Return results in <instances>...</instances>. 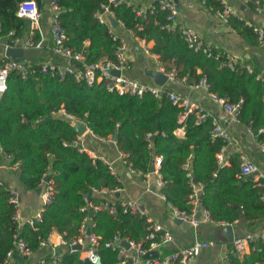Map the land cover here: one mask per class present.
Segmentation results:
<instances>
[{
	"label": "trees",
	"instance_id": "trees-1",
	"mask_svg": "<svg viewBox=\"0 0 264 264\" xmlns=\"http://www.w3.org/2000/svg\"><path fill=\"white\" fill-rule=\"evenodd\" d=\"M20 1L0 0L1 34L13 30L15 36L24 35L28 24L16 14ZM35 1L40 9L47 3V0ZM55 2L61 7L59 20L66 31L65 45L74 52H82L86 63L114 59L119 38L114 39L109 26L97 18L102 5H108L126 30L132 31L135 37L154 42L151 50L166 68L174 67L179 76L185 77L186 84L204 78L209 92L227 97L233 103L242 100L239 122L247 125L264 145V81L257 78L254 70L249 72L239 64L231 69L224 64V57H207L202 51L190 48L178 25L166 27L170 12L161 8L158 0L143 15L136 13L141 9L138 2ZM203 2L212 8L220 7L218 0ZM230 19L238 32L248 33L252 42L257 39L252 27L244 21ZM33 70L25 78L10 71L0 100V147L3 155L10 156L11 164L18 163L19 182L27 190H36L43 175L48 174L54 184L53 199L46 206L42 221L34 225L25 223L19 231L33 252L53 229L64 237L79 233L86 214L80 208L89 190L120 187L107 163L73 144L77 132L71 121L51 114L61 108L83 121L99 137L116 134L117 148L127 155V162L137 172L147 173L154 157L161 156L159 172L165 181L161 192L171 206L191 212L188 195L192 184L200 182L204 190L200 206L209 212L212 220L234 223L239 219L251 228L264 223L263 187L259 185L262 180L238 177L237 152L230 155L228 165L218 163L217 154L224 141L213 137L211 117L199 118L193 112L180 123L181 108L165 95L158 98L150 93L121 95L109 90L103 80L89 85L76 81L72 75L63 79L50 77L36 65ZM181 126H184L183 134L178 135L176 131ZM104 200L99 196L90 197L94 204ZM113 207V213L100 210L92 216V231L100 242L101 264H120L117 251L105 246L115 233L141 242L145 247L150 242L146 239L148 223L144 216L124 212L119 203ZM13 212L9 192L0 188V264L13 246L16 227ZM229 255L231 264L263 262L264 240L242 258L234 252ZM43 258L44 264H93L86 258L81 259L79 251L63 250L56 255V262L50 256ZM12 260L16 264L24 261L14 257Z\"/></svg>",
	"mask_w": 264,
	"mask_h": 264
},
{
	"label": "built area",
	"instance_id": "built-area-1",
	"mask_svg": "<svg viewBox=\"0 0 264 264\" xmlns=\"http://www.w3.org/2000/svg\"><path fill=\"white\" fill-rule=\"evenodd\" d=\"M116 1V0H111ZM118 1H126L127 0H118ZM220 2V7L217 8V15L220 17L221 21L225 24L229 23L230 18L236 17L242 20L241 16L237 13V11L228 3L222 0H218ZM243 3L250 5L256 13L264 12V0H241ZM161 8L168 9L169 15L168 20L169 23L166 24L168 28H174L177 26L176 17L178 14L177 4L174 0H158ZM49 6L52 14V22L50 27V34L53 41L52 52L56 55H59L65 59H67V63H52V62H42L37 64H28L23 61H16L14 58H5L4 61L0 63V100L3 92L6 89V79L8 73L10 71H16L22 78H25L28 74L33 73V67L38 66L40 72L50 76L56 77L59 79L65 78L67 75H72L76 81H84L87 84L91 85L95 81H105L106 86L109 90H114L119 94H132L142 96L145 93H150L155 97H161L162 95L167 96L170 101L181 108V112L179 113V122L183 123L186 119L187 115L195 112L199 118L211 117L213 123L212 134L213 137H220L224 144L221 147L220 151L217 154L218 163L220 165H225L228 162V154L225 151L227 145L230 143V137L227 131L223 128L222 124L215 119L210 113L201 109L195 101L191 100L188 96H183L177 94L170 90H165L158 86H153L149 84L140 83L134 79H130L122 76V71L128 68L127 61V43L123 38H120L114 35L115 38H119V44L115 50L114 59L102 58L97 62L86 63L84 59V54L82 52H74L72 49L65 45L66 41V31L62 26L59 20V13L61 7L55 2V0H49ZM148 8L153 9V5ZM103 12H99L97 14V18L102 23H107V17L113 19L115 16L112 11L109 9L108 5H102ZM143 9H138L136 13L138 15L144 14ZM17 15L29 21V31L25 38L20 36H15L13 30L8 31L6 34H1L0 27V44L7 47H22L23 49L37 47L40 45V42H34V34L35 31L39 27V20L41 16V10L38 7L35 0H22L18 3ZM105 13L108 16H105ZM244 21V20H243ZM117 23L122 24L120 20L117 19ZM245 25L252 27L253 31L257 34V39L259 43L264 42V28L261 26L254 25L249 21H244ZM181 35L186 41L187 45L192 48L194 51H202L207 57L219 59L224 57V64L229 68L234 69L238 64V61L235 57L228 54L227 52H221L216 50L211 44L202 42L198 33L189 28L182 25H178ZM128 32L133 35L132 31ZM141 43L142 50L152 55L155 59H157V64L160 66V71L167 77L168 80L172 82L185 83V77L179 76L174 67L166 68L161 61L158 59L156 53L152 52L150 48H148L147 43L143 39H139ZM73 61L78 62L77 64L73 63ZM249 72H251V68L246 65L245 67ZM113 71H118L119 74H115ZM192 88H203L206 90L210 97L215 100L218 104L221 105L222 109L226 113L229 121L239 122V113L241 108L242 100L238 102H231L227 97L218 96L215 93L208 91V84L206 83L204 78H200L197 83L190 84ZM51 114L59 115L61 117H65L69 119L73 125H85L86 124L81 121L79 118L75 117L67 113L63 108L58 109L56 111H52ZM88 129V127L86 126ZM184 130V126H181L177 129L176 133L178 135H182ZM262 130V129H261ZM90 134L97 140L105 141L108 138H103L95 135L90 129ZM73 144L78 146L80 150L85 151L83 146V141L81 135L77 134L76 139L73 141ZM264 149V145H262ZM0 152L2 149L0 147ZM120 155L125 157L123 161L129 167L131 172H135V170L130 166L127 162L126 154L120 151ZM5 158H9L10 156L4 155ZM93 157V156H92ZM102 161L108 164L110 171L113 175H115V171L113 166L109 163V161L101 157ZM161 162V156L156 155L153 159L152 166L153 171H148L144 173L145 180L149 181L150 176L152 174L156 175L154 183L157 187L162 188L165 184V181L162 179V176L159 172ZM14 168H18V163H13ZM249 175L255 176L256 181L259 182V185L263 187L262 199L264 200V172L260 171L258 166L250 159L248 155L241 154L240 155V166H239V174L238 177H247ZM42 192H41V205L35 211V213L28 217L23 218L21 213V203L19 193L12 187H7L3 183L0 182V188H4L9 192V202L12 204L14 212L12 215V220L14 221L15 233H14V242L13 246L7 251L3 264H10L14 255H19L20 259H24L20 264H44V258H38L36 260H30L33 254V251L27 246L26 242L19 236V231L23 224L28 223L30 225H34L37 222H41L43 219V213L48 204L51 203L54 195V184L53 180L49 177L48 174L43 175L41 179ZM121 188L119 186L115 187H105L101 189L92 188L91 192L98 193L100 195L119 193ZM203 185L198 183L192 184V191L188 195L189 202L192 204L191 212H186L179 210L171 205L173 214L175 217L184 222H188L189 225L193 228H196L199 222L202 221H214L210 217L209 212L200 206V200L203 195ZM85 199V204L80 208V210L85 214L83 221L79 227V233L76 236L64 237L62 233H60L57 243L49 242V235L47 239L40 241V247L49 246L51 252L48 256L52 258V261L56 262V247H63L65 250L69 251H81L83 258L88 259L93 264H101L100 256L98 254L99 247V237L96 236L92 228L94 226V222L92 218L88 215L90 211L96 212L100 210H106L109 213H113L114 207L113 203L105 200L100 204H94L90 200ZM119 205L122 207L123 211L129 213L131 215H142L145 217L148 223V233L146 235V239L150 240L149 246L145 247L141 242H136L130 240L128 238L122 237L119 233H115L113 237L105 242V246L111 247L113 250L117 251V259L120 264H187L196 254H198L199 250L203 247H207L212 244L211 242H195L187 247H179L176 250L165 254L158 255L157 257L149 256L150 251L152 250H160V248L173 240L172 234L167 229H164L162 225L154 221L149 216H146L144 211L142 210L139 202L133 198H123L119 201ZM199 213V214H198ZM222 223V222H221ZM224 225L231 223H224ZM51 233V232H50ZM264 240V229L254 232L247 233L242 237L233 238L231 241L232 251L239 258H242L246 253L255 250L256 245L259 241ZM123 241H126L127 246L123 244ZM81 244V249L74 248L76 245ZM160 254V252H158ZM228 251H224L222 255V260L224 264H231L230 257ZM148 255V256H147ZM254 264H264L263 263H254Z\"/></svg>",
	"mask_w": 264,
	"mask_h": 264
},
{
	"label": "crops",
	"instance_id": "crops-1",
	"mask_svg": "<svg viewBox=\"0 0 264 264\" xmlns=\"http://www.w3.org/2000/svg\"><path fill=\"white\" fill-rule=\"evenodd\" d=\"M129 1L138 2L141 9L146 10L156 0ZM174 1L178 8V14L176 17L177 25H182L195 30L202 42L211 44L218 51L227 52L232 55L237 59L239 65L244 68L246 65L249 66L251 71L254 70L256 72L257 78L264 81V42L259 43L257 39L252 42L249 39L250 37L248 33H242L241 30L238 32V30L233 27L231 19L228 24L223 23L217 15V9L207 6L204 4L203 0ZM222 1L230 4L241 16L242 21H249L254 25L264 28V12L256 13L250 5L243 3L241 0ZM40 10L41 16L39 27L35 31L33 37L34 42H40V45L24 49L22 61L28 64H39L42 62L67 63V59L52 52L53 41L50 34L52 14L49 0H47L45 7ZM105 16L108 15L105 13ZM113 19H115L116 23L108 17L107 23H105L109 26L110 31L114 35L123 38L127 43V61L129 66L122 71V76L134 79L140 83L158 86L165 90H170L177 94L190 97L191 100L198 103L201 109L210 113L215 119H217L227 131L230 137V143L227 145L225 151L228 156L230 157V155L237 152L240 161L241 154L248 155L258 166L260 171L264 172L263 144H260L248 126L241 124L240 122L229 121V118L221 105L213 100L209 93L203 88H192L190 84L168 80L160 71L157 59L142 50L139 41L141 38L131 35L128 30L124 28L123 24L117 23L115 17ZM27 24L28 26L24 35L20 36L22 38H25L28 34L29 23ZM144 41L151 50L154 42ZM5 58H8L5 55V48L0 44V63L4 61ZM78 135H81L85 151L91 157H104L109 161L114 168L117 180L120 182L121 190L119 193L106 194L103 196L91 192V196H99L113 204L119 203L123 198L130 197L137 200L146 216L152 218L172 234L173 240L162 246L158 251L160 252V256L168 254L179 247L190 246L195 242H211L212 244L201 248L198 254H196L187 264H224L222 260L223 252L228 251L231 253L232 247L231 241L226 237V231L224 229L225 225L223 222H206L201 220L198 226L193 228L188 222L178 220L169 207L171 204L165 200L161 188L157 187L154 183L156 175L152 174L149 181H146L144 174L141 172H131L128 165L123 162L125 157L120 155V150L117 148L116 141L112 140V137H109L105 141L97 140L91 136L89 128H86L82 134ZM228 164L229 162L225 165ZM13 165L14 164L10 163V159L5 158L2 152H0V182L7 187L14 188L19 193L22 217L28 218L37 211L42 203L41 192L43 185H39L38 192L36 190L25 189V187L19 182L17 176L18 168H14ZM252 179L255 180V176ZM88 200H90V198ZM231 225L234 238L242 237L247 233H254L264 229V223H261L259 227L251 228L247 225V222L239 219L235 220ZM59 235L60 232L53 229L49 234V242L51 244L57 243ZM63 250L65 249L60 247V252ZM164 251L167 252L164 253ZM79 252L80 258L85 259L83 258L81 251ZM50 253L52 252L49 246L40 247L37 251L33 252L30 260L43 258ZM14 258L20 259L15 256ZM14 262L15 261L11 260L10 264H16Z\"/></svg>",
	"mask_w": 264,
	"mask_h": 264
},
{
	"label": "water",
	"instance_id": "water-1",
	"mask_svg": "<svg viewBox=\"0 0 264 264\" xmlns=\"http://www.w3.org/2000/svg\"><path fill=\"white\" fill-rule=\"evenodd\" d=\"M127 1H129V0H127ZM101 12H103V11L101 10ZM111 20H113L114 23H116L115 19H111ZM26 21H27V23H29L28 20H26ZM23 53H24V49L22 47H7L5 49V55H6V57H8V58H14L16 61H22ZM73 63L77 64L78 62L73 61ZM113 72H115V74H119L118 71H113ZM47 118H50V116H47ZM73 127H74L75 131L78 134H82L86 130V126L85 125L78 124V125H74ZM112 140L113 141H116V134H113L112 135ZM150 170L153 171V166H151ZM248 178L249 179H252L253 176L252 175H249ZM36 191L38 192L39 191V188H37ZM86 197L88 199L91 197V190H89L86 193ZM92 215H93V211H90L89 216L92 217ZM224 229L226 231V237L230 241H232L233 238H234L233 230H232V225L231 224H227V225L224 226ZM123 244L127 246L126 241H123ZM74 248L81 249V244L76 245ZM55 251H56V253H59L60 252V248L59 247H56ZM158 255H159L158 250H152L149 253V256H151V257H157ZM14 256L17 257V258H20L19 255H14Z\"/></svg>",
	"mask_w": 264,
	"mask_h": 264
}]
</instances>
